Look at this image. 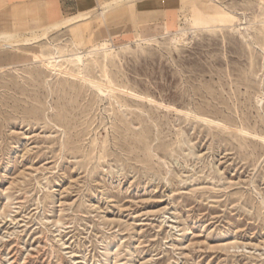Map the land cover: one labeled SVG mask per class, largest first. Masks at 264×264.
I'll list each match as a JSON object with an SVG mask.
<instances>
[{
    "label": "rangeland",
    "instance_id": "rangeland-1",
    "mask_svg": "<svg viewBox=\"0 0 264 264\" xmlns=\"http://www.w3.org/2000/svg\"><path fill=\"white\" fill-rule=\"evenodd\" d=\"M198 1L89 0L0 50V264H264V0Z\"/></svg>",
    "mask_w": 264,
    "mask_h": 264
},
{
    "label": "crops",
    "instance_id": "crops-1",
    "mask_svg": "<svg viewBox=\"0 0 264 264\" xmlns=\"http://www.w3.org/2000/svg\"><path fill=\"white\" fill-rule=\"evenodd\" d=\"M89 0H0V10L8 9V19L10 21H16L19 17L26 16L29 21H42L44 24H48L58 19L68 16L78 14L80 11L84 10L86 5H88ZM191 4V10L193 11V16L191 18L194 22H205L210 16L208 12L199 4L198 0H189ZM196 6H192V5ZM144 8V9H143ZM144 11H151L152 7H147V4L143 6ZM148 19H145L144 24L138 30V35L144 38H151L156 35L157 30L162 31L165 27H177L179 25V18L177 12L174 8H169L163 19V23H149ZM109 31V28L106 27ZM101 32L97 31L96 35L100 36ZM123 36L119 39L124 41L126 35L131 38L135 37V34H131V31H123ZM114 39V35H110Z\"/></svg>",
    "mask_w": 264,
    "mask_h": 264
},
{
    "label": "bare ground",
    "instance_id": "bare-ground-1",
    "mask_svg": "<svg viewBox=\"0 0 264 264\" xmlns=\"http://www.w3.org/2000/svg\"><path fill=\"white\" fill-rule=\"evenodd\" d=\"M95 9H98V11L100 12V8H95ZM91 12L92 11H90V12L89 11L88 12L83 11V12H80V13L75 14V15L62 17V18L58 19L57 21H55L51 25H43L40 28V31L38 33L36 31V33L31 34V35H26L20 39H14L15 37L13 38L10 35V33L9 34L8 33L7 34L0 33V50H2L4 48H13V47H16V46L21 45V44L29 45V44L39 43V42L43 41L44 39H48L51 34L57 32V31H60L61 29L77 22L78 20L80 21V19H82V18L84 19V18L88 17L91 14ZM174 39L177 41V38H174ZM102 44H103V46H107L106 45L107 42H105V41H103Z\"/></svg>",
    "mask_w": 264,
    "mask_h": 264
}]
</instances>
